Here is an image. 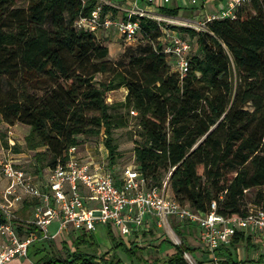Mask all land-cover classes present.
<instances>
[{"label":"trees","instance_id":"1","mask_svg":"<svg viewBox=\"0 0 264 264\" xmlns=\"http://www.w3.org/2000/svg\"><path fill=\"white\" fill-rule=\"evenodd\" d=\"M97 6L101 16L118 20L117 10L100 0H0V124L29 126L28 146L44 149L36 154L38 165L27 170L36 174L53 167L69 147H80L79 136L101 131L112 167V134L126 126L118 112L123 110L135 113L140 129L133 167L146 187L161 188L168 177L166 197L199 214L208 213L212 203L224 217L264 209V0H248L234 18L199 29L165 27L189 45L183 77L164 52V27L150 16H124L138 21L128 42L136 47L111 63L107 45L76 26ZM157 11L167 18L177 15V8L160 5ZM97 75L107 79L96 82ZM120 88L126 90L124 101L106 104L105 95ZM248 191H254L250 202ZM106 234L129 260L140 251L136 240L127 248L115 243L110 228ZM70 237L72 248L63 239L59 254L47 253L54 243L44 241L33 244L28 255L37 257L35 264H124L118 255L97 258L84 251L94 245L92 234ZM243 237L237 233L218 249L221 264L246 262L236 251ZM173 248L166 264H187L184 252L195 251L183 243Z\"/></svg>","mask_w":264,"mask_h":264},{"label":"built area","instance_id":"2","mask_svg":"<svg viewBox=\"0 0 264 264\" xmlns=\"http://www.w3.org/2000/svg\"><path fill=\"white\" fill-rule=\"evenodd\" d=\"M144 1L153 6L170 2ZM247 1L230 0L225 8L188 26L199 29L205 22L234 18L235 9ZM190 3L194 5L196 0ZM131 15L153 18L137 7L127 12L128 17ZM76 26L95 34L115 29L126 42H131L138 21L101 16V6H97L88 17L79 18ZM188 51V43L179 35L168 38L164 52L180 77L187 71ZM9 142L0 157V264L28 258L29 248L35 243L54 241L59 235L70 236L75 232L91 234L99 225L115 228L121 237L129 236L130 242L144 228L150 230L152 226L166 230L172 222L195 226L201 251L209 257L210 264H221L218 249L229 245L237 233L264 240V209L251 210L243 218L224 217L215 212L212 203L208 213H196L166 197L168 177L161 188L146 187L147 180L133 166L112 175L102 166L81 160L76 146L67 149L64 160L34 174L14 162L10 153L14 143ZM240 245L236 251L241 259Z\"/></svg>","mask_w":264,"mask_h":264},{"label":"rangeland","instance_id":"3","mask_svg":"<svg viewBox=\"0 0 264 264\" xmlns=\"http://www.w3.org/2000/svg\"><path fill=\"white\" fill-rule=\"evenodd\" d=\"M174 2L175 0H170V2L164 4V7L171 8L173 7ZM189 2L190 0H187V3H184L188 5ZM201 4L202 0H196V4L190 5L194 10L200 13L202 11ZM158 18L154 17V19L161 22L162 27H164V29L165 27L168 28V26H173L176 28L190 27L188 26V24L180 23V21L178 22L179 19L167 18L164 16ZM105 35L108 36L104 37ZM96 36L98 37L100 42L107 45L109 52L108 59L111 63L120 60L123 52L127 48L136 47L135 44H128V42H122L120 39H118L117 35H114L113 33L106 34L103 32H99L96 34ZM191 45L192 46L190 56H193L196 54V47L192 44V41ZM106 79L107 76L105 75H97L95 77L96 82H98L99 80ZM125 95L126 90L124 88L108 92L105 95V103L110 105L114 103L123 102ZM118 112L122 113V115L124 116V119L126 120V126L124 128H119L113 131L112 143L116 146V154L115 163L112 167H109L110 160L108 158L107 150L104 144L105 135L102 131L100 132V134L93 137L79 136L78 140H82V144L79 145L80 147L77 146L78 154L81 160L95 166H102L104 170L114 173V170H117V172H119L122 171V169L126 166L131 168L132 166H134L133 148L135 146V141H142V138L139 136L140 129L137 126V121L134 118V115L131 114V112L129 114H126L123 110H119ZM30 131L31 129L29 126L20 123H15L12 126L0 124V157L2 156L3 149H5L3 142H5L8 147L10 143L9 141H11L14 143L10 151L14 162L16 164H19L20 167L26 170L29 169V167H36L38 165V161L36 160V154L38 151H42L44 149L40 148L39 150H35L31 149L28 146L27 138L30 135ZM15 147L18 148L19 152L14 153ZM48 160L49 158H46L44 162H48ZM253 197L254 191H248L246 193L247 202H250ZM175 225L180 231L183 230L181 235H179L174 229ZM52 229L54 228H51V230ZM111 231L116 244H122L127 248L131 246L132 243L127 240L129 239V236H126L125 238L121 237V235L115 228H111ZM63 239L69 245V247L72 248L71 237L69 235H59L53 241L54 244H52L49 249L46 250L48 251L47 253L59 254V252H61V245ZM93 239L94 245L92 246V248L84 247L82 248L84 251L95 255L97 258L101 256H105L106 258H108L111 255H118V257L121 258L124 264H166V257L174 252L173 245H181L182 243L184 244V246L195 249V251L192 253L188 251L184 252L183 258L187 262V264H208L203 261V259H207V256L204 255L201 251L198 229L195 226H190L187 224L178 226V223L172 222L170 224V229L166 230L163 228L154 230L152 234H148L147 236L143 237V240H138L137 245L139 246L140 251H138L135 257L131 260L128 259L127 253L123 252L120 247L113 248L114 244L111 243L109 237L106 234V230H103V228L99 227L97 231L93 233ZM260 243L261 247H264V240H261ZM254 247L255 246L249 245V248L253 251L251 252V254H253L254 251H257V249H255ZM263 252L264 248L262 254H264ZM246 254V246H243L242 248L240 246L241 258L246 259ZM256 255V260L261 258V253H256ZM36 259L37 257L30 252L28 258L14 259L8 264H35ZM261 260L264 262V256L263 258H261Z\"/></svg>","mask_w":264,"mask_h":264},{"label":"crops","instance_id":"4","mask_svg":"<svg viewBox=\"0 0 264 264\" xmlns=\"http://www.w3.org/2000/svg\"><path fill=\"white\" fill-rule=\"evenodd\" d=\"M102 1L106 2L107 4H109L110 6H112L113 8H115L117 10L118 13L116 16L120 20L123 19L124 16L127 15V12L130 9H132L133 7H137L141 11L149 13L150 15L153 16V18L154 17H156V18L162 17L161 15L158 14V11H157V7L159 5H155V6L150 5L149 6V4H147L144 0H136V1L135 0H102ZM229 1L230 0H202V4H201L202 11L200 13H198L196 10H194L192 8V6L190 5L191 4L190 2L188 5L186 4L187 0H175L174 5L171 8H177V15H176V17H168V18L179 19L178 22L180 21V23L195 25V24L203 21L208 15L213 14V13L217 12L218 10L225 8L227 3H229ZM184 2H186V3H184ZM185 5H187V6H185ZM205 9H206V11H205ZM179 14H181V15H179ZM164 30H165V32L162 36L163 41H167L170 36L180 34L176 31H172L169 29H164ZM103 33H105V32H103ZM109 33H111L110 30L108 32H106V34H109ZM107 36L108 35H105V37H107ZM55 225H56V223L54 222L50 228H54ZM99 227L103 228V230H107L109 228L107 226L99 225V226H97L95 231H97V229ZM149 231L150 230L148 228H144L142 231H140L137 234L135 240L136 241L141 240L143 237L147 236L148 234H151ZM93 233H91V234L93 235ZM249 237L250 236H244L243 239L239 243V244H241L240 246H243L244 244L245 245L248 244V245H246V253L247 254L245 255L247 258H246V262L243 264H264V262L261 260V258H263V256H264V254H262L264 247H261V243L259 240L254 239L253 237H250V238ZM245 238H246V240H245ZM249 245L255 246L254 248L257 249V251H254V253L251 254V252H253V251H252V249L249 248ZM256 253H258V254L261 253L260 259L256 260V256H257ZM231 257L233 258L235 256L232 255ZM238 257H239V255H238ZM243 257H244V255H243Z\"/></svg>","mask_w":264,"mask_h":264}]
</instances>
